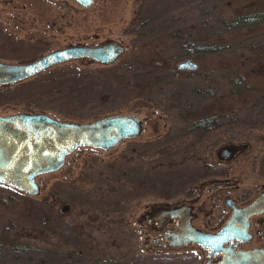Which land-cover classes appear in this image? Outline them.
<instances>
[{
  "label": "rangeland",
  "instance_id": "374dc122",
  "mask_svg": "<svg viewBox=\"0 0 264 264\" xmlns=\"http://www.w3.org/2000/svg\"><path fill=\"white\" fill-rule=\"evenodd\" d=\"M12 1L18 9L26 4L28 21L53 22L60 8L67 12L62 22L74 17L83 25L50 46L100 29L104 37L122 38L128 50L110 67H57L0 89V116L34 109L78 123L119 114L151 122L141 138L108 153L81 150L60 172L40 176V196L0 185V264H203L197 247L148 252L137 216L157 200V188L161 194L172 178L217 164L218 150L229 144L240 152L220 164L223 172L245 189L263 183L264 21L229 29L239 15L257 9L256 1L96 0L84 12L67 10L71 0ZM13 6L0 0V18ZM22 33L11 39L0 30L1 61L47 52L35 32ZM194 44L218 52L198 54ZM188 59L198 71L179 69ZM139 183L147 189L135 195Z\"/></svg>",
  "mask_w": 264,
  "mask_h": 264
},
{
  "label": "flooded vegetation",
  "instance_id": "af4514ba",
  "mask_svg": "<svg viewBox=\"0 0 264 264\" xmlns=\"http://www.w3.org/2000/svg\"><path fill=\"white\" fill-rule=\"evenodd\" d=\"M47 1L51 4L49 0ZM51 1L54 3L68 4L67 0ZM71 1L77 6L72 5V7H68L67 10L69 9L77 12L90 10L96 2V0H94V3L90 7H85L78 0ZM12 3V0H4L5 5L13 6ZM54 10L55 12H53V14L56 15L60 22H57V18L55 17L53 22H44V20H42V22L35 23L38 18L40 20L41 18L40 16L32 17L33 19L28 21L27 18H29L30 12L26 4H22L21 9H18L17 6L10 7V9L5 12V16L0 18V30L6 32L8 37L11 39H18V37L21 36L20 32H23L22 34L26 37L27 33L25 32L33 31L37 34L38 39L44 41V43L48 45L47 47L49 48L47 52L41 56L28 60L19 61L17 63H7L6 61L1 60L0 62L19 65L28 64L40 60L50 53L67 48L79 47L95 49L103 48L112 44L124 46L125 53L121 55L113 64H106L97 61L92 57H79L70 59L58 63L48 68L44 72L21 82L9 85H0V89H5L14 85L25 83L33 78L43 76L47 72H50L52 69L57 67H65L70 65L73 67L78 64H92L110 67L118 63H122V61L125 59L128 45L122 41V38L113 39L104 37L105 34H101L100 29L98 30L100 33H96L95 35L93 34L91 36L86 34L83 37L78 36L75 38V34L77 35L78 33L76 31H80L81 28L82 31L84 30L83 25L73 23L74 17L66 23L62 22L61 20H65L67 12H61L60 8ZM74 14L76 13H71V15ZM68 29L74 30L75 34L69 35L70 38H67L64 40V42L57 44V47L55 45L50 46L52 41L55 39H63L64 34ZM23 113L41 114L44 112L34 109H27L26 111L15 114ZM141 119L144 121L145 132L147 126L146 123L151 122V118L143 116ZM160 120H155L154 122H158ZM142 135L137 138L125 139L124 141L138 139L141 138ZM124 141H122L113 149L122 146ZM224 147L234 149L233 156L230 159H225L222 157V148H220L216 157L218 162L217 164L205 162L196 172H192L191 174L185 173L181 178H172L170 183L163 184V193L160 194L159 189L157 188V200L146 204L141 210L137 216V223L144 236L146 244L145 247L148 252H153L156 254L163 251L197 247L204 255L202 260L203 264H219L225 259L226 252L224 250L227 249H231L235 253L264 250V212L251 215L248 219H244V216H241L240 220L234 223L236 230L232 233V239L221 245V251H214L211 248H203L202 246L195 244L183 246L171 245L173 243L172 239L181 235V227L182 225L185 227L186 223L191 224L193 228L204 234L218 235L234 218L237 211H242L246 207L252 205L259 197L264 195V181L259 185L253 186L252 188L245 189L241 187L238 178L229 177V172H223L220 164H222V162L232 161L240 152L239 146L234 144H229ZM84 149H90L91 154L92 152L108 153L113 150L111 149L109 151H105L99 148L81 147L74 154L67 157L66 164L62 169L67 167L69 163H74L75 161H73L72 157L77 156L79 158L81 156L80 151ZM262 166L264 170V162ZM79 179L82 180V178ZM73 183H75V181H73ZM146 185L147 184L142 183L136 185V188H134V191L136 192L135 195H138L139 192L141 193V191H144Z\"/></svg>",
  "mask_w": 264,
  "mask_h": 264
},
{
  "label": "water",
  "instance_id": "95a60500",
  "mask_svg": "<svg viewBox=\"0 0 264 264\" xmlns=\"http://www.w3.org/2000/svg\"><path fill=\"white\" fill-rule=\"evenodd\" d=\"M90 7L94 0H78ZM125 53L124 46L107 45L103 48H67L48 54L28 64H7L0 62V85L21 82L36 76L48 68L79 57H92L97 61L113 64ZM199 64L188 59L179 64L180 70L198 71ZM144 132V121L137 115H111L89 123L57 120L41 114H15L0 116V185L19 191L30 197L41 195L38 178L60 171L68 156L81 147L99 148L109 151L125 139L140 137ZM234 149L224 147L221 155L225 159L233 156ZM68 210V207L63 209ZM264 212V195L242 211L218 235L197 231L191 224L181 227V235L173 238L171 245H200L221 251V245L232 238L236 230L234 223L241 216ZM225 259L219 264H264V250L235 253L224 250Z\"/></svg>",
  "mask_w": 264,
  "mask_h": 264
},
{
  "label": "trees",
  "instance_id": "16d2710c",
  "mask_svg": "<svg viewBox=\"0 0 264 264\" xmlns=\"http://www.w3.org/2000/svg\"><path fill=\"white\" fill-rule=\"evenodd\" d=\"M255 1H256L257 9L248 14L239 15L237 18H235V20L229 26V29L233 27L252 26V25H256L264 21V0H255ZM193 47L195 48V52L198 54L201 52L216 54L218 52L217 46H205L204 47V46H201L200 44H194ZM148 99L149 101H151L150 98ZM211 122H214V120ZM168 183L170 182H165V184H168Z\"/></svg>",
  "mask_w": 264,
  "mask_h": 264
}]
</instances>
